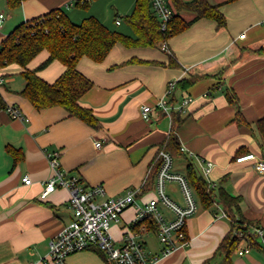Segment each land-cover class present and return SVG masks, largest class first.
I'll return each mask as SVG.
<instances>
[{
  "label": "crops",
  "instance_id": "crops-1",
  "mask_svg": "<svg viewBox=\"0 0 264 264\" xmlns=\"http://www.w3.org/2000/svg\"><path fill=\"white\" fill-rule=\"evenodd\" d=\"M74 1L26 0L12 9L7 0H0V15H4L0 46L20 23L59 7L67 10L75 23L93 15L113 30L134 35L119 10L113 21H107L95 6H66ZM102 1L107 5L104 0L99 2ZM209 1L220 4L227 17L226 26L199 18L171 36L167 49L162 45L129 48L118 43L102 62L89 57L80 60L78 70L94 83L81 97V103L93 109L100 122L97 128L70 116L62 106L35 108L20 94L26 85L23 68L17 64L0 67V76L5 78L0 94L6 102V107L0 109V264H48L51 240L73 218L68 189L58 188L46 199L40 197L45 181L54 175L48 157L51 151H61L62 169L82 183L103 184L109 196L135 190V204L111 226V233L120 242L126 230H134L138 207L158 196L151 170L172 129V116L158 102L171 81L191 76L199 79L184 92L192 99L182 112L184 122L178 129L184 154L173 156V160H182V166L175 169L173 165L172 170L185 175L191 161L202 175L200 160L212 161L214 167L208 179L216 184L215 188L223 187L229 194L241 197L236 217L245 219L251 231L264 229V173L252 161L236 160L251 152L264 157V140L257 128L258 119L264 117V53L255 51L264 47V0ZM134 6L135 0L123 5V11L129 14ZM182 14L187 20L195 16L188 11ZM169 54L178 65H169ZM47 56V51L41 52L30 67L35 68ZM64 70L62 62L54 60L39 74L54 82ZM227 91L235 93L236 103L229 101ZM143 105L152 106L149 119L142 116ZM8 106L18 108L22 115L14 117ZM238 110L246 123L235 120ZM96 141H101L100 147ZM8 145L22 151L21 161L15 163ZM27 175L32 179L30 184L23 181ZM146 184L149 185L145 187ZM171 184L181 190L178 182H169L167 195L185 206L183 193L182 204ZM195 195L198 207L187 220L186 245L165 255L156 231L143 235L148 252L157 257L149 264L221 263L223 255L218 247L231 230V219L222 214L224 209L217 201L205 208L196 192ZM159 208L166 219L175 217L164 203L159 202ZM252 234L257 243L249 239L251 251L234 253L233 264H264V237ZM246 244L247 240H243L241 247ZM66 264L107 262L100 253L88 249L69 255Z\"/></svg>",
  "mask_w": 264,
  "mask_h": 264
},
{
  "label": "trees",
  "instance_id": "trees-1",
  "mask_svg": "<svg viewBox=\"0 0 264 264\" xmlns=\"http://www.w3.org/2000/svg\"><path fill=\"white\" fill-rule=\"evenodd\" d=\"M24 1L26 0H7V4L10 8L16 9ZM232 1L235 0H225V2ZM168 3L174 15L167 31H163L160 20L152 9L151 1L135 0L133 11L122 17L132 28L134 35L113 30L93 15L84 18L81 23H75L69 17L67 10L62 7L54 8L43 15L20 23L3 39L0 46V67L17 64L23 68L22 75L26 85L20 94L26 97L35 108L41 110L62 106L70 116L77 117L97 128L100 122L93 109L81 103V97L94 85L91 79L78 70V64L83 57L102 62L118 43L129 48L159 46L167 42L171 36L186 30L194 20L199 18L214 20L220 27L227 25V17L220 10V4H212L209 0H168ZM74 4L89 8L90 0H75ZM184 11L194 13V18L185 19L182 14ZM43 51L48 52L47 58L35 68H31V62ZM255 51L263 54L264 47ZM54 60L62 62L65 70L54 82H50L39 72ZM139 62L152 61L139 59ZM169 65H178L172 54H169ZM198 79L197 76H191L176 81L171 95L172 105L180 103L185 96L184 92H187ZM227 96L230 102H237L234 92L227 91ZM5 107L6 102L0 94V109ZM182 114V111L176 109L172 111V130L160 146L158 154L162 149L169 151L173 156L184 154L178 136V129L184 122ZM235 120L239 124L246 123L240 110L237 111ZM257 128L264 140V117L258 119ZM7 150L13 156L15 163L23 159L22 151L16 147L8 145ZM159 165L158 155L151 170L155 178ZM185 176L203 207L210 208L217 201L231 219V230L220 242L218 250L223 255L219 264H233V255L241 248L244 240L239 237L240 232L246 233L252 244L257 243V237L251 233V226L247 224V221L236 217L235 209H239L241 197L229 194L223 187L212 188L191 161L188 163ZM148 185L146 184L145 187ZM148 223L151 230H157V225L152 220ZM93 250L105 258L99 249Z\"/></svg>",
  "mask_w": 264,
  "mask_h": 264
},
{
  "label": "built area",
  "instance_id": "built-area-1",
  "mask_svg": "<svg viewBox=\"0 0 264 264\" xmlns=\"http://www.w3.org/2000/svg\"><path fill=\"white\" fill-rule=\"evenodd\" d=\"M150 1L155 15L160 20L162 30L167 31L169 22L174 15L172 7L168 3V0ZM66 5L67 7H71L74 3L71 2ZM3 18L4 15L1 14L0 27ZM119 22L120 20H118ZM241 36H244V34ZM162 46L164 49H167V42H163ZM4 84L5 78L0 76V87ZM175 84L176 81L170 82L165 95L158 102V106L163 108L169 116H172L174 109L182 112L185 111L192 100L190 96L185 95L182 97L180 103L172 105L171 95L175 89ZM7 109L14 117L22 115L21 111L14 106H8ZM151 112L152 106H142V116L144 119H149ZM101 144V141H96L97 147H100ZM182 150L184 149L182 148ZM48 157L54 169V175L45 181L40 197L46 199L58 188L68 189L71 194L69 204L73 212V218L51 240L46 263L66 264L69 255L97 248L103 252L106 262L109 264H149L157 259L156 256H152L148 252L143 238L144 234L151 231L148 223L149 220H152L157 225L156 234L164 245L163 254H170L187 244V220L196 212L198 200L187 177L172 170L173 155L169 151L162 149L159 152L160 165L156 175L158 196L138 207L133 222L136 228L134 230H126L120 242L112 235L111 226L114 223L120 222L124 211L135 204L136 191L130 190L123 196H109L103 184L89 185L82 183L77 176L71 175L68 171L62 169L60 167V150L48 152ZM236 160L238 162L253 161L255 168L260 173H264V157H259L251 152L237 157ZM213 167L214 163L212 161L206 159L200 160L202 175L206 177L210 186L215 188L216 184L208 179ZM23 181L25 184L32 183V179L28 175L23 177ZM172 181L180 184L186 201L185 206L177 204L167 195V184ZM159 202L164 203L173 211L175 214L173 219H166L159 208ZM222 214L227 215L225 211ZM252 232L264 237V229L262 228H254ZM239 237L247 240V244L241 247L238 253L240 255L249 253L251 245L248 241V235L240 232Z\"/></svg>",
  "mask_w": 264,
  "mask_h": 264
},
{
  "label": "rangeland",
  "instance_id": "rangeland-1",
  "mask_svg": "<svg viewBox=\"0 0 264 264\" xmlns=\"http://www.w3.org/2000/svg\"><path fill=\"white\" fill-rule=\"evenodd\" d=\"M99 1L100 0H90V5L97 7V12L100 13V16L103 17L105 20L108 19L107 21H113L115 16H116L115 11L119 10L120 15L123 17L124 15L127 14L126 12L123 11V5L132 3L134 0H104L107 5H104L103 1L102 2H99ZM78 7H79V9H86L85 7H83L81 5L76 6V8H78ZM181 161H180L179 157L174 158L173 165H174L175 169L179 166H182L180 164ZM252 163H253V161H252ZM169 186H171V187L173 186L174 189H176L175 193L177 194V198L180 201V203L183 204L184 199L182 196V192L178 188V186L176 184H171Z\"/></svg>",
  "mask_w": 264,
  "mask_h": 264
}]
</instances>
